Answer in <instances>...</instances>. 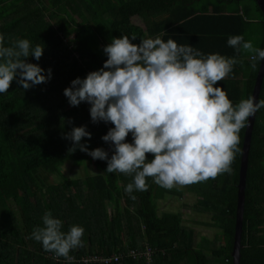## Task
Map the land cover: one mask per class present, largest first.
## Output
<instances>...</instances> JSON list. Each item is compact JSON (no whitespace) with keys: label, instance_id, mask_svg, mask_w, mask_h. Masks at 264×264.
<instances>
[{"label":"trees","instance_id":"trees-1","mask_svg":"<svg viewBox=\"0 0 264 264\" xmlns=\"http://www.w3.org/2000/svg\"><path fill=\"white\" fill-rule=\"evenodd\" d=\"M256 31L262 35L259 48L264 49V14L256 0H0L4 46L19 39H27L31 48L40 45L41 59L29 57L27 62L38 64L45 75L52 70L46 84L25 91L14 80L8 92L0 94V264H69L31 238L33 229L43 226L46 211L61 220L62 232L73 225L84 229L85 246L70 251L71 264H84L81 260L90 255L110 256L146 246L154 250L151 264H233L247 123L239 132V152L230 173L171 190L148 178V190L133 192V201L125 193L133 177L105 173L106 161L93 160L79 149L68 152L72 143L64 134L86 126L91 139L81 143L89 150L103 148L110 158V145L102 137L114 126L92 123L90 105L72 107L63 92L74 79L103 67V47L113 38L135 35L132 43L139 45L141 39L160 37L205 56L240 61L216 85L235 106L252 96L261 62L253 71L250 54L237 55L227 40L242 35L248 41ZM259 100H264V80ZM126 142H132L131 134ZM88 162L96 173L65 176L67 163L86 168ZM186 193L195 195L196 202L184 208L208 214L209 226L220 231L216 238L201 243L197 231L184 225L182 212L159 213L160 201L183 199ZM113 264L147 263L126 257ZM241 264H264V108L257 111L249 154Z\"/></svg>","mask_w":264,"mask_h":264},{"label":"clouds","instance_id":"clouds-1","mask_svg":"<svg viewBox=\"0 0 264 264\" xmlns=\"http://www.w3.org/2000/svg\"><path fill=\"white\" fill-rule=\"evenodd\" d=\"M136 39L135 35L113 38L103 47L107 56L103 67L74 79L63 92L72 107L90 105L92 123L114 126L102 137L111 146V157L103 148L89 150L81 143L91 139L86 126L64 134L72 143L68 152L79 149L93 160L106 161L105 173L133 177L125 187L133 201V192L148 190V178L171 190L230 173L239 152V132L264 108V100L256 102L254 96L233 106L226 91L216 86L240 61L220 54L205 56L171 38L141 39L139 45L132 43ZM227 44L237 55L250 54L253 71L257 62L264 61V49L242 35L230 36ZM43 52L44 47L31 48L27 39L5 47L0 35V94L7 93L14 80L25 91L48 83L52 70L45 75L38 64L27 62L29 57L39 61ZM129 134L131 143L126 142ZM42 225L33 229L31 238L45 252L71 264L70 251L85 246L84 229L73 225L62 232L61 220L50 211L43 214Z\"/></svg>","mask_w":264,"mask_h":264},{"label":"rangeland","instance_id":"rangeland-1","mask_svg":"<svg viewBox=\"0 0 264 264\" xmlns=\"http://www.w3.org/2000/svg\"><path fill=\"white\" fill-rule=\"evenodd\" d=\"M134 21L144 26V22L139 19L138 17L134 18ZM254 27L258 29V24H254ZM260 29V28H259ZM255 30V28H253ZM262 39L261 33H250L248 41H252L254 47L259 48V41ZM96 167L88 162L86 165V168H76L71 165V163H67L63 167V172L65 176H76V177H82L86 174H92V172L96 173ZM196 202V197L192 193H186L183 197H169L165 201L159 202V213H163L166 211L171 212H182L184 217V225H186L189 228H193L197 231L198 241L204 242L206 239H214L216 236H218V231L215 228H211L209 226L210 223V216L208 214H204L201 212H197L191 208H184V204L192 205ZM215 245L217 243H214Z\"/></svg>","mask_w":264,"mask_h":264},{"label":"water","instance_id":"water-1","mask_svg":"<svg viewBox=\"0 0 264 264\" xmlns=\"http://www.w3.org/2000/svg\"><path fill=\"white\" fill-rule=\"evenodd\" d=\"M264 14V0H256ZM264 80V61H261L259 72L257 75L255 87L252 96L255 97L256 102H259L260 93L262 90ZM256 115L250 117L247 122L245 139L243 144V152L240 167V181L238 185V205L236 213V227H235V239L234 248L232 252L233 264H241V249H242V234H243V224H244V213H245V202H246V185H247V173L249 166V154L252 143V135L254 131V125L256 120Z\"/></svg>","mask_w":264,"mask_h":264},{"label":"built area","instance_id":"built-area-1","mask_svg":"<svg viewBox=\"0 0 264 264\" xmlns=\"http://www.w3.org/2000/svg\"><path fill=\"white\" fill-rule=\"evenodd\" d=\"M112 128V127H110ZM110 151L111 146H110ZM154 250L146 246L144 249H130L127 253L112 254L110 256H99V255H90L86 258H83L81 262L84 264H113L118 263L126 257H131L134 259H144L147 264H151L153 261Z\"/></svg>","mask_w":264,"mask_h":264},{"label":"crops","instance_id":"crops-1","mask_svg":"<svg viewBox=\"0 0 264 264\" xmlns=\"http://www.w3.org/2000/svg\"><path fill=\"white\" fill-rule=\"evenodd\" d=\"M141 26H142V25H141ZM143 27H144V26H143ZM226 78H227V77H226ZM226 78H225V79H226Z\"/></svg>","mask_w":264,"mask_h":264}]
</instances>
